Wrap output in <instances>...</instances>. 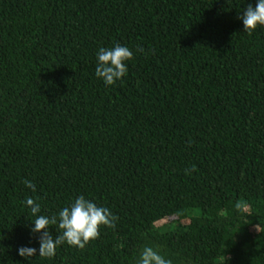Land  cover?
<instances>
[{
	"label": "trees",
	"instance_id": "trees-1",
	"mask_svg": "<svg viewBox=\"0 0 264 264\" xmlns=\"http://www.w3.org/2000/svg\"><path fill=\"white\" fill-rule=\"evenodd\" d=\"M256 2L0 0V264H138L145 246L264 264V25L239 19ZM116 44L133 59L107 85ZM81 195L116 227L18 254L39 249L26 198L51 217Z\"/></svg>",
	"mask_w": 264,
	"mask_h": 264
},
{
	"label": "clouds",
	"instance_id": "clouds-1",
	"mask_svg": "<svg viewBox=\"0 0 264 264\" xmlns=\"http://www.w3.org/2000/svg\"><path fill=\"white\" fill-rule=\"evenodd\" d=\"M243 22V29L251 34L258 25H264V0H257L255 5L249 4L239 17ZM138 51H143L139 48ZM97 67L95 74L107 85H113L122 79L128 72L127 61L133 59V51L127 46L116 44L112 48L101 47L97 52ZM188 171V170H186ZM25 185L35 191V185L28 180ZM26 205L30 207L31 214L35 217L32 233H40L39 249L21 246L18 254L23 257L37 255L52 257L56 253L57 246L67 243L70 246L84 249L90 240L100 235V227H116L118 216L114 215L106 207H98L94 202L86 199L83 195L67 207H63L58 216L51 217L40 214L41 205L33 198H26ZM56 225L60 232L53 237L49 226ZM138 264H172V261L164 258L151 246H145L140 254Z\"/></svg>",
	"mask_w": 264,
	"mask_h": 264
}]
</instances>
